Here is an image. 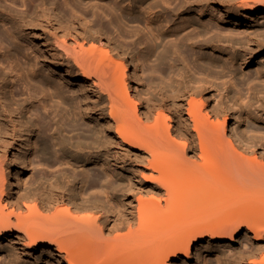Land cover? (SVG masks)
Masks as SVG:
<instances>
[{
    "label": "bare ground",
    "instance_id": "bare-ground-1",
    "mask_svg": "<svg viewBox=\"0 0 264 264\" xmlns=\"http://www.w3.org/2000/svg\"><path fill=\"white\" fill-rule=\"evenodd\" d=\"M125 1L30 0V7L16 10L0 0V21L35 57L32 62L28 51L14 47L0 29V46L8 49L7 60L28 92L23 97L13 91L12 79L0 70V156L9 158L0 160L1 264H191L194 255L201 264L206 249L208 254L223 250L220 259L232 264L236 254L249 260L264 251V136L246 135L236 127L245 116L264 126V88L239 79L242 85L250 81V99L243 104L226 84L191 78L185 66L189 58L203 75L215 68L225 71V64L195 48L232 54V61L236 56L230 52L238 49L243 64L259 59L262 75L264 0H134L125 4L128 9ZM161 5L172 18L195 14L198 19L190 16L163 30L151 17ZM137 9L151 20L145 26L148 36H139ZM206 20L244 28L245 38L222 36ZM113 31L120 39L133 37L132 46L143 44L142 61L155 56L156 69L174 78L172 86L158 87L161 102L150 97L143 115L123 62L132 46L113 37ZM161 31L174 39L158 44ZM187 44L194 50L188 51ZM37 60L64 83L39 78ZM73 86L77 96L64 90ZM35 101L44 116L28 115ZM160 105L175 107L186 135H177L169 125V108L158 111ZM39 127L51 136V141L40 136L39 158L57 164L62 157L69 168L50 177L39 174L26 188L19 187L29 163L18 149L25 146L31 154ZM177 136L187 143L179 144ZM17 160L22 171L12 176ZM89 165L114 181L96 171H85L82 178L76 173ZM79 182L84 192L100 189L105 200L78 192ZM237 209L246 218L232 212ZM237 239L239 252L233 247ZM257 258L251 264H264V254Z\"/></svg>",
    "mask_w": 264,
    "mask_h": 264
},
{
    "label": "rangeland",
    "instance_id": "rangeland-1",
    "mask_svg": "<svg viewBox=\"0 0 264 264\" xmlns=\"http://www.w3.org/2000/svg\"><path fill=\"white\" fill-rule=\"evenodd\" d=\"M2 2H5L7 5H9V6H11V7H13V9H16V10H24V9H26V8H28V7H30V0H1ZM59 2L61 3V2H63V0H59ZM127 2V3H126ZM128 2L129 3H131V5L133 4V2H134V0H126L125 1V3L123 4V7L125 6V8H126V5L125 4H127V6L129 5L128 4ZM136 2H139V0H136ZM160 6V5H159ZM162 6V5H161ZM162 8V9H161ZM126 9H128V8H126ZM161 9V10H160ZM119 11H121V10H119ZM125 12V11H124ZM124 12H123V14H124ZM155 13V15H154V13ZM153 12H152V19H153V21H152V23L153 22H155V23H153L154 24V26H156L155 24H157V22H158V24H161L162 26H163V30H172V28H174L175 26H178V25H180V23H183L185 20H187V19H190V16H191V19H194V20H196V18L198 19V17L195 15V14H191L189 17L187 16V15H182V16H177V17H173L172 18V16L169 14V12L167 11V9H166V6H162V7H158V8H154V10H153ZM126 13V12H125ZM138 13V14H137ZM142 13V14H141ZM145 15H144V14ZM135 14H137V15H135ZM135 17H139L138 18V20H137V22H138V24H140V26L139 25H137V24H135L136 25V27H139V30H140V28H141V31H140V35L139 36H142V37H144V35H146V36H148V30L146 29V27L145 26H147L148 24H146L147 23V21H148V18H147V15H146V13L143 11L142 12V10L141 9H137V12L136 13H134L133 14ZM144 16V17H143ZM155 16V17H154ZM146 17V18H145ZM187 17V18H186ZM156 18V19H155ZM175 18V19H174ZM184 18H186V19H184ZM149 22H151V20L150 21H148V23ZM160 22V23H159ZM206 22H208V23H211V24H213V25H215V26H218V32L219 33H221V34H223L222 36H230V37H232L231 36V34H233L234 36H236L237 38H245V36L243 37V35H241V34H245L246 35V33H245V31H246V29H244V28H238V29H236V27H234V26H226V25H220V24H218L217 22H215V21H212V20H206ZM164 25H163V24ZM168 24V25H165V24ZM263 23V22H262ZM152 24V25H153ZM178 24V25H177ZM165 26L167 27V28H165ZM173 26V27H172ZM144 27V28H143ZM0 29L5 33V35L7 36V38L9 39V41H11L12 42V44H14V47H17V48H20V50L22 51L23 50V52L25 51V52H27L30 56H29V58L31 59V61L32 62H35V57H33L34 56V54L32 53V54H30L31 53V50L29 49V46H27L26 44H21V43H19L18 41H15V40H13L12 38H11V36H10V32H9V26L6 24V23H4V22H1L0 21ZM244 30V32H243V30ZM239 30H241V31H239ZM147 33H146V32ZM146 34H145V33ZM162 33V35H161V39L158 41V44H164L165 42H168V41H172L173 39H174V37L175 36H172V35H170V33L168 32V34L167 33H164L163 34V32L164 31H161ZM141 33H142V35H141ZM111 34L113 35V37H116V39H118L119 38V36H117V33H115V31H113V32H111ZM233 36V37H234ZM242 36V37H241ZM125 38H127V39H125ZM134 38H136V41H138V37H134ZM120 39V38H119ZM122 40H123V43H126L127 45H133V43L131 42L132 40L133 41H135V39H133V37H132V40H131V38H129V37H124V38H121ZM120 39V40H121ZM131 40V41H130ZM125 41V42H124ZM70 43V42H69ZM129 43V44H128ZM26 47V48H25ZM27 47H28V49H27ZM132 49H129L128 51H130L131 50V52H128L127 50H126V52H125V49H124V52H125V59H123V62H124V65H125V67L126 68H128V70H126L125 71V73H126V78L127 79H131V81H132V83H131V85H134L133 86V97H135V99H136V101H137V109H138V112H139V114L141 115H143V114H145V112L144 111H146V109H147V107H148V105H149V102H148V99L151 97V98H153V99H155V101L157 102L158 101V103L159 102H161L160 100L162 99V96H161V90L163 89L162 87H164L165 85H164V83L165 84H167L166 86H172L173 84V82H174V78H173V76L171 75V74H167V73H161V72H159L157 69H156V61H155V56H152L151 57V59H149L146 63L145 62H143L142 60V58H143V56L142 55H144V53H145V46L143 45V44H135L134 46H132L131 47ZM186 48H187V50L188 51H190L191 49H193L194 50V46H193V44H187L186 45ZM26 49V50H25ZM198 49H200V50H198ZM195 50H198V52L199 51H202V53H204V54H206V55H210V56H213V57H215L218 61H220L221 63H223V64H225L226 65V67H227V69L225 70V71H222V70H220L219 68H215L214 70H213V72H211V73H208V74H205V75H203V73H201L198 69H196V67L192 64V62L190 61V59L189 58H185V60H186V69H187V71H188V75L189 76H191V78H194V79H198L199 77L200 78H202L203 76L205 77V78H208L207 80L208 81H212L213 82V84H215V85H221L222 86V83H224V84H226V86L228 87V89H229V91H230V93H231V95L232 96H234L235 98H237L238 100H240L243 104H245V103H247V101L250 99V90H249V84H250V81L251 80H254L253 81V83L255 82V84L259 87H263L264 88V69H262V75H259V70H260V68H259V65H258V63L260 62L259 61V59H254V62H252L251 64H243V62H242V60H244L243 58V56H242V53H241V51L240 50H238V49H234V51H235V53H234V51H233V49H232V51L233 52H230V54L231 53H233L234 54V56H236L235 58V60L234 61H232V59H230V57L229 56H231V55H226V54H221V52H216V51H212V50H204V49H202V48H195ZM220 51H221V49H220ZM240 51V52H239ZM128 53H130V54H128ZM142 54V55H141ZM130 55V56H129ZM137 55V56H136ZM115 56V55H114ZM132 56H133V58H132ZM140 56V57H139ZM7 57H8V49L4 46V45H1L0 46V70L1 71H3L5 74H7V75H9V79H12V82H11V80H10V82H11V86H10V88H12L13 89V91H20V93H21V95L23 96V97H26L27 95H28V92L26 91V89H24V87L21 85V83H20V81H18L17 79V76H15V74L17 75V72L15 71V69L11 66V64L8 62V60H7ZM115 57H116V59H115ZM114 57V60H116V61H118L119 62V58L117 57V56H115ZM134 57H135V59H134ZM136 57L138 58V60L136 59ZM142 57V58H141ZM118 58V59H117ZM141 58V59H140ZM140 59V60H139ZM38 61V60H37ZM115 61V64H118V62H116ZM134 61H136V62H134ZM39 62V61H38ZM144 63L146 64V65H144ZM114 64V65H115ZM134 64H137V67L134 65ZM42 64L39 62L38 63V66H37V70H39L37 73H38V75H39V78H43V79H46L48 76V78L46 79V80H50L51 82L53 81L54 83H56V84H59L62 80L60 79V78H58L57 76H55V75H53V73H52V71H49V69H48V67L47 66H44V65H42ZM12 67V68H11ZM41 67H45V68H41ZM11 68V69H10ZM107 68V67H106ZM106 68H105V70H106ZM138 68V69H137ZM13 69V70H12ZM136 69V70H135ZM104 70V71H105ZM107 70L108 71H110L108 68H107ZM107 70L105 71L106 73H109V72H107ZM136 71V72H135ZM9 72V73H8ZM50 73V74H49ZM45 74H47V75H45ZM49 74V75H48ZM15 76V77H14ZM47 76V77H46ZM53 76V77H52ZM138 78V79H140V80H135V79H137L136 77ZM171 76V77H170ZM131 77V78H130ZM199 78V79H200ZM247 78H249L250 79V81L248 80L244 85H242L241 83H240V81H239V79H247ZM133 79V80H132ZM139 81V82H138ZM52 82V83H53ZM151 82H153L154 84H156V85H153V83H151V86H153V91L152 92H155L156 91V93L155 94H153L152 92H151V88H150V86H149V84ZM158 82H159V86H158ZM211 82V83H212ZM61 83H64L63 81L61 82ZM60 83V84H61ZM161 83V84H160ZM163 83V84H162ZM171 83V85H169V84ZM146 84H148L147 86H146ZM223 84V85H224ZM163 85V86H162ZM156 86V88H154ZM143 87V88H142ZM146 87H149L150 89H148V88H146ZM162 88V89H159V88ZM74 88V89H73ZM146 88V89H145ZM71 89H73V90H70L69 88H67V89H65L64 88V90L66 91V90H69V91H72V92H69V91H67L68 92V94H71V95H73V96H77V94H76V92H77V88L76 87H71ZM157 89V90H156ZM76 92H75V91ZM149 90V91H148ZM160 90V91H159ZM51 91H52V89H51ZM75 93H74V92ZM76 94V95H75ZM141 96H140V95ZM145 94H146V96H145ZM157 94H158V96H157ZM70 95V96H71ZM156 95V96H155ZM160 95V96H159ZM73 96H71V98H74L75 100L77 99L76 97H73ZM148 97V98H147ZM158 98V99H157ZM196 98H198V97H196ZM145 99V100H144ZM144 100V101H143ZM205 102H206V106H208L209 104H210V101H208L207 102V100H205ZM145 103H147V105L145 104ZM107 104V103H106ZM106 104H104L105 105V108H107L108 107V104L106 105ZM144 104V105H143ZM145 106V107H144ZM159 107H161L160 109H159ZM158 107V111L159 110H161L162 109V107H170L169 105L168 106H162V105H160ZM32 108V109H31ZM30 108V113L28 114L29 116H33V117H35V115H36V118L39 116L40 117V115H43L44 116V111L42 110V107H41V104H40V102H37V101H35L34 102V104H33V107H31ZM168 108H165V109H168ZM171 109V110H170ZM78 110V109H77ZM157 110H156V112L153 114V116H155L156 114H157ZM170 111H171V113H170ZM174 111V112H173ZM32 112H34V113H32ZM169 112V113H168ZM168 115H169V117H170V120H169V125L173 128V130H176V133H177V135H178V132H179V134L181 135V134H184V135H186L185 133V131H182L181 130V127L183 128V124H182V119L181 118H179L180 116L178 115V113L175 111V107H173L172 108V106H171V108H169L168 109V111L166 112ZM39 114V115H38ZM173 114V115H172ZM175 114V115H174ZM38 115V116H37ZM176 117V118H175ZM180 119V121H179V119ZM152 119H154V118H152ZM148 120V121H146V122H144V124L146 123V124H151V123H153V120ZM177 121H176V120ZM219 120H221L220 118H219ZM150 121V122H149ZM181 123H179V122ZM215 121V120H214ZM230 121H232L233 122V120H231V117H230ZM39 123H40V121H38ZM84 126L86 125L87 127H89L90 128V124H89V122H86V121H84V120H81L80 121ZM178 122V123H177ZM90 126H89V125ZM174 125V126H173ZM182 125V126H181ZM39 126H41V125H39ZM85 126V127H86ZM180 127V129L179 128H177V127ZM236 127H238V128H240V130L241 131H243L246 135H250V134H254V135H256L257 137L259 136H261V135H263L264 136V126L263 125H261V124H259V123H255L254 121H252L248 116H245L244 117V119L240 122V123H237L236 124ZM93 127L91 126V128L90 129H92ZM251 128H252V130L254 129V131H250L251 130ZM181 131H179V130ZM178 131V132H177ZM190 131H191V129H190ZM185 132V133H184ZM248 133V134H247ZM35 136L33 137V143H35L34 145V150H32L31 151V154H30V150H29V152H27V154H26V152L25 151H27L26 150V148H24L25 146H21V149H18V150H20V152L18 151V155H19V157H26L27 158V160H28V163H29V170H28V172H24L23 173V179H22V181H21V185H18L19 187H21L22 185V187H24V188H26L27 186H28V182H29V185H30V183H32V181L34 180V179H38V175L40 174V175H48L49 177L50 176H52V174L54 173V174H56L58 171H63V170H68V168L69 167H67V164L66 163H64V162H66V161H64L65 159H62V157L59 159L60 161L56 164H48V163H46L43 159H42V157H40L39 158V152H38V149H37V142H39V140L41 139V138H47V140L48 141H51V136H49L50 135V133H48L47 134V132H44V131H42V129L39 127L38 129L36 128V131H35V134H34ZM44 135V136H43ZM40 136H41V138H40ZM178 137V136H177ZM176 137V141H179V144H180V141L181 142H183V143H187V140L186 141H184V139L183 138H179V139H181V140H179L178 138ZM258 137V138H259ZM37 149V150H36ZM24 150V151H23ZM195 150V149H194ZM192 151L191 153H189V152H187V156L188 157H190L191 155H193V152L195 153V151ZM22 151V152H21ZM25 152V153H24ZM38 154H37V153ZM22 153V154H21ZM16 154H17V151H16ZM21 154V155H20ZM24 154H26L25 156H24ZM189 154H191V155H189ZM23 155V156H22ZM55 155H57L58 157H60L58 154H55ZM55 155H53V156H55ZM41 156V155H40ZM57 156H55V157H57ZM4 158L5 157H3V156H0V160H2L1 162H3V160H4ZM7 159H9V158H6L5 160H4V162L3 163H6L5 161H7ZM63 160V161H62ZM18 161V160H17ZM0 162V163H1ZM19 163V164H18ZM20 161H18L17 162V164H16V166L15 167H12V176L14 175V176H16L18 173H20L21 171H22V163H21V165H20ZM48 164V165H47ZM31 165V166H30ZM52 166V167H51ZM17 167V168H16ZM84 168H85V170H84ZM16 169V170H15ZM77 169H79V170H76L75 172L78 174V175H80L81 174V178L84 176H86L87 174H86V172L87 173H91V172H94V171H96L97 173H99V174H101V176L103 177V179H108L109 177H107L108 175H107V173H105V171H103L101 168H99V167H94V166H85V167H83L82 169L81 168H77ZM14 170V171H13ZM43 171H45V172H43ZM51 171V172H50ZM53 171V172H52ZM60 171V172H61ZM86 171V172H85ZM40 172H42V174L40 173ZM31 175V176H30ZM34 177H33V176ZM37 175V176H36ZM40 175H39V177H40ZM83 175V176H82ZM31 177V178H30ZM25 178V179H24ZM30 179V180H27V179ZM33 178V179H32ZM32 179V180H31ZM23 180H26V183H25V185H24V182L25 181H23ZM109 180H110V178H109ZM31 181V182H30ZM111 182H113L114 180L111 178V180H110ZM12 183H13V181H12ZM27 185V186H26ZM19 187H16V189H18ZM82 187V188H81ZM81 188V189H80ZM77 191L78 192H83L84 193V195L86 194V196H87V194H89V193H91L92 192V194H93V196H99V195H101L99 198L100 199H102V200H105V197H103L102 195H104L102 192H100V189H98V191L97 190H94V192L93 191H90V192H84L85 191V188H84V191H83V186H82V182H79V184H78V186H77ZM99 192V193H98ZM97 193V194H96ZM94 194H96V195H94ZM90 195V194H89ZM92 196V195H91ZM104 196H106V195H104ZM232 212H234V213H238L237 215L238 216H241L240 218L242 219V218H246L245 217V215H246V213H244V211L242 212V211H238V209H237V211H232ZM242 212V213H241ZM245 215H244V214ZM243 230H245L246 228L245 227H243L242 228ZM110 238V237H109ZM238 240V239H237ZM240 242H239V240H238V242H235V243H233V247H235V251L236 252H239L240 251V244H239ZM237 249L239 250V251H237ZM207 250V249H206ZM202 251V253H201V255H200V260H201V264H224L223 263V259L221 258L220 259V254L219 253H222L223 252V250L221 251V250H219V252H217L216 254H214V253H209L208 254V252L207 251ZM254 251H257V250H254ZM259 252H261L260 250H258L257 252H255L256 254L254 255V257L253 256H249V260H248V256L246 257V256H243V258H242V256H238L239 254H236L235 255V258L233 257L232 258V264L233 263H237V264H251V262H252V260L253 259H258L257 257H259V255H262V254H264V251H262L260 254H259ZM259 254V255H258ZM257 256V257H256ZM197 257H199V255H194V257L192 258V261H191V264H197ZM238 257V258H237ZM244 257H246V258H244ZM253 257V258H252ZM2 257H0V264L2 263V260H3V258L1 259ZM251 258V259H250ZM241 260V262H239ZM243 260V261H242ZM239 262V263H238ZM199 263V262H198Z\"/></svg>",
    "mask_w": 264,
    "mask_h": 264
}]
</instances>
